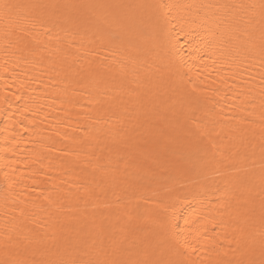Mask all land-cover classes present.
<instances>
[{
	"label": "bare ground",
	"instance_id": "6f19581e",
	"mask_svg": "<svg viewBox=\"0 0 264 264\" xmlns=\"http://www.w3.org/2000/svg\"><path fill=\"white\" fill-rule=\"evenodd\" d=\"M0 264H264V0H0Z\"/></svg>",
	"mask_w": 264,
	"mask_h": 264
},
{
	"label": "snow or ice",
	"instance_id": "6c2138e0",
	"mask_svg": "<svg viewBox=\"0 0 264 264\" xmlns=\"http://www.w3.org/2000/svg\"><path fill=\"white\" fill-rule=\"evenodd\" d=\"M4 7L7 8V7H9V6H8V5H4ZM182 67H183V65H182ZM187 67H188V71H189V72H192V71H193L192 66L189 65V66H187ZM196 75H197V76L199 75V72H198V71L196 72Z\"/></svg>",
	"mask_w": 264,
	"mask_h": 264
}]
</instances>
